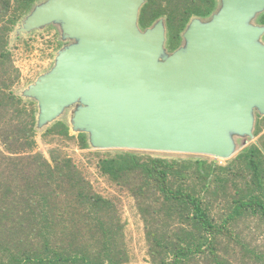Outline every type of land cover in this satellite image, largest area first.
<instances>
[{
  "label": "trees",
  "instance_id": "16d2710c",
  "mask_svg": "<svg viewBox=\"0 0 264 264\" xmlns=\"http://www.w3.org/2000/svg\"><path fill=\"white\" fill-rule=\"evenodd\" d=\"M42 0H0V264H132L121 200L105 195L55 146L35 151L33 102L16 91L21 72L10 34ZM216 0H144L138 27L164 21L167 47L183 43L192 18L206 20ZM264 26V11L257 16ZM264 39V36H263ZM245 136L247 147L223 165L204 155L172 158L141 150L90 151L96 170L133 199L144 224L149 264H264V115ZM49 140L90 148L59 119Z\"/></svg>",
  "mask_w": 264,
  "mask_h": 264
},
{
  "label": "water",
  "instance_id": "95a60500",
  "mask_svg": "<svg viewBox=\"0 0 264 264\" xmlns=\"http://www.w3.org/2000/svg\"><path fill=\"white\" fill-rule=\"evenodd\" d=\"M143 3L47 0L32 12L28 30L61 22L77 39L27 92L39 102L38 125L81 101L73 124L94 147L231 157L232 134L253 138L254 111L264 115V26L248 23L264 0H222L163 58L162 19L138 27Z\"/></svg>",
  "mask_w": 264,
  "mask_h": 264
},
{
  "label": "rangeland",
  "instance_id": "374dc122",
  "mask_svg": "<svg viewBox=\"0 0 264 264\" xmlns=\"http://www.w3.org/2000/svg\"><path fill=\"white\" fill-rule=\"evenodd\" d=\"M47 0H42L36 3L34 8L25 15L19 23L14 28V31L10 34L9 45L13 53L16 66L20 69L21 77L19 83L16 85L15 91L25 100H30L33 102L34 108L36 110L37 118L40 113V105L36 98L31 97L27 94L29 88L36 84V82L42 77L49 73L56 65L57 59L60 52L77 42L76 38H71L67 36L63 31V26L61 22L49 23L47 25L37 27L31 30L27 29V19L32 14V12L39 6L45 4ZM220 6L217 5V9L214 12L219 11ZM213 14V15H214ZM259 14V13H258ZM258 14L249 20V24H257ZM212 15V16H213ZM195 19V18H194ZM193 19V20H194ZM200 19V18H197ZM211 20L210 18L206 19ZM163 21V20H162ZM205 21V22H207ZM164 23V21H163ZM184 34V33H183ZM264 34L259 38L258 42L264 44L263 39ZM185 47V39L183 37V43L180 48ZM175 51H171L167 47V32L165 29V39L163 44L162 56L167 57L173 54ZM81 101H77L72 105L66 107L63 112L52 122L47 123L40 127L37 124L36 132V142L35 151L41 152L45 157H49V151L55 146H59L63 152L68 154L73 158V160L81 167L85 175L91 179L95 188L105 194V195H117L121 200V216L122 220L125 222V236L128 250L130 252L132 264H149L147 255V241L145 238L144 224L141 220L138 210L135 206L134 199L128 194L117 191L114 187L109 185L102 177L99 176L96 170V159L97 157L92 156L90 151L94 150H109L99 147H94L90 143L89 133L86 132L89 138L90 148L82 150L78 148V145L72 141H66L68 144H62L56 138L54 140H49L44 137V132L47 127H49L56 120H63L67 123L70 129V133L77 135L80 132L79 128H75L73 124V118L76 111L82 106ZM258 109L254 111L256 118ZM262 115V114H261ZM232 138L235 141L236 148L234 153L229 158L215 159L219 163L225 165L230 158L234 157L238 152L243 150L251 141L257 140V137L251 138L250 142L243 144L245 141V136H240L236 133L232 134ZM147 154L162 157H172V158H195L196 156H204L202 154H190V153H180V152H165V151H149L141 150ZM209 156V155H208ZM257 236H264V225L258 232Z\"/></svg>",
  "mask_w": 264,
  "mask_h": 264
},
{
  "label": "flooded vegetation",
  "instance_id": "af4514ba",
  "mask_svg": "<svg viewBox=\"0 0 264 264\" xmlns=\"http://www.w3.org/2000/svg\"><path fill=\"white\" fill-rule=\"evenodd\" d=\"M216 2H217V5L220 6L219 8L221 9V7H222V0H216ZM220 9H219V10H220ZM212 15H213V14H212ZM212 15H211V18H212ZM193 19H194V18L191 19L190 23L192 22ZM199 20L202 21V22L207 21V20H201V19H199ZM190 23H189V25H190ZM189 25H188V27H189ZM188 27H187V29H188ZM187 29H186V30H187Z\"/></svg>",
  "mask_w": 264,
  "mask_h": 264
}]
</instances>
